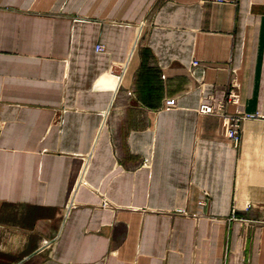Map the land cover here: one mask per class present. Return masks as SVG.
I'll return each instance as SVG.
<instances>
[{
    "label": "crops",
    "instance_id": "obj_1",
    "mask_svg": "<svg viewBox=\"0 0 264 264\" xmlns=\"http://www.w3.org/2000/svg\"><path fill=\"white\" fill-rule=\"evenodd\" d=\"M0 264H264V0H0Z\"/></svg>",
    "mask_w": 264,
    "mask_h": 264
},
{
    "label": "built area",
    "instance_id": "obj_2",
    "mask_svg": "<svg viewBox=\"0 0 264 264\" xmlns=\"http://www.w3.org/2000/svg\"><path fill=\"white\" fill-rule=\"evenodd\" d=\"M218 1H226V0H218ZM97 51H103L104 45L99 43L96 46ZM199 61L195 60L193 65H198ZM123 69V68H122ZM240 96L238 90L233 86L228 88L226 96L224 99L220 101H202L198 108V111L202 114H217L222 117L223 124L226 128L227 137L230 141L238 146L241 140V131H242V124L245 120L250 118L257 117L256 114H248L242 111H237L235 113H229L226 110V106L228 103H239ZM165 105L168 107H173L176 105L175 98H167L165 101ZM69 201L68 207L71 205ZM53 240H45L43 243V247L51 246Z\"/></svg>",
    "mask_w": 264,
    "mask_h": 264
}]
</instances>
